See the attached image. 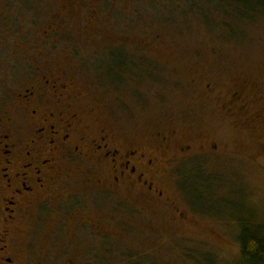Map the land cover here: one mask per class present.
<instances>
[{
    "label": "rangeland",
    "instance_id": "rangeland-1",
    "mask_svg": "<svg viewBox=\"0 0 264 264\" xmlns=\"http://www.w3.org/2000/svg\"><path fill=\"white\" fill-rule=\"evenodd\" d=\"M235 2L95 0L94 15L83 2L75 11L70 0H0L4 107L11 92L64 67L82 95L75 111L93 113L116 141L151 150L168 140L159 183L187 219L101 197L87 202L103 228L74 230L56 211L38 215L41 225L17 238L19 248L30 241L25 261L243 264L240 224H264V18L229 34L222 24ZM181 147L191 153L174 161Z\"/></svg>",
    "mask_w": 264,
    "mask_h": 264
},
{
    "label": "flooded vegetation",
    "instance_id": "flooded-vegetation-1",
    "mask_svg": "<svg viewBox=\"0 0 264 264\" xmlns=\"http://www.w3.org/2000/svg\"><path fill=\"white\" fill-rule=\"evenodd\" d=\"M81 2L96 15L91 5L95 0H70L68 9L80 11ZM55 72L41 73L37 81L11 92L10 106L4 107L0 98V264H30L28 256L24 260L30 241L19 248L18 235L41 225L38 215L49 211L74 230L103 228L104 216L91 215L95 213L87 202L95 199L98 204L101 197L123 196L130 205H142L140 214L148 209L157 214L160 205L159 212L187 220L159 183L166 173L168 140L151 150L116 141L107 128L89 119L93 113L75 111L73 104L82 95L64 67ZM190 150L179 148L174 161L177 156L188 159Z\"/></svg>",
    "mask_w": 264,
    "mask_h": 264
},
{
    "label": "trees",
    "instance_id": "trees-1",
    "mask_svg": "<svg viewBox=\"0 0 264 264\" xmlns=\"http://www.w3.org/2000/svg\"><path fill=\"white\" fill-rule=\"evenodd\" d=\"M237 4L226 6V16L230 23L224 22L222 27H224L229 34L236 35L235 27H241L248 29L253 25L258 24L259 20L256 19L257 13L260 19L264 18V6L262 0H236ZM193 8L201 10L195 4L192 5ZM222 13L225 14L224 8L220 7ZM143 17L148 14L145 9H143ZM262 21V20H261ZM239 35H237L238 37ZM236 37V36H235ZM118 60V59H117ZM123 62H118L115 65L116 69H119V66ZM216 185V184H215ZM240 224V229L238 232L237 242L240 249V258L243 264H264V224L258 225L254 228H248V226H243ZM263 225V226H262ZM123 253V252H122ZM129 255H124L123 257L127 260H133L134 257ZM132 261H127L131 263Z\"/></svg>",
    "mask_w": 264,
    "mask_h": 264
}]
</instances>
